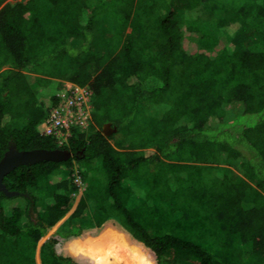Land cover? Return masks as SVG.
Returning <instances> with one entry per match:
<instances>
[{
	"label": "trees",
	"instance_id": "1",
	"mask_svg": "<svg viewBox=\"0 0 264 264\" xmlns=\"http://www.w3.org/2000/svg\"><path fill=\"white\" fill-rule=\"evenodd\" d=\"M63 82L91 122L58 147ZM10 145L72 157L3 178L0 264H264V0H0Z\"/></svg>",
	"mask_w": 264,
	"mask_h": 264
},
{
	"label": "built area",
	"instance_id": "2",
	"mask_svg": "<svg viewBox=\"0 0 264 264\" xmlns=\"http://www.w3.org/2000/svg\"><path fill=\"white\" fill-rule=\"evenodd\" d=\"M91 95L86 86L63 82L56 95V104L37 126L38 133L55 137L58 147L67 145L74 129H86L91 122ZM72 177L78 191H82L84 187L79 176L74 173Z\"/></svg>",
	"mask_w": 264,
	"mask_h": 264
},
{
	"label": "water",
	"instance_id": "3",
	"mask_svg": "<svg viewBox=\"0 0 264 264\" xmlns=\"http://www.w3.org/2000/svg\"><path fill=\"white\" fill-rule=\"evenodd\" d=\"M115 132L108 124L103 126L102 133L104 136H109ZM72 157L68 151L53 150H34L19 152L14 145H10L3 158L0 160V191L7 197L15 196V193H10L6 190L3 184V178L19 166H29L41 162H62Z\"/></svg>",
	"mask_w": 264,
	"mask_h": 264
},
{
	"label": "rangeland",
	"instance_id": "4",
	"mask_svg": "<svg viewBox=\"0 0 264 264\" xmlns=\"http://www.w3.org/2000/svg\"><path fill=\"white\" fill-rule=\"evenodd\" d=\"M27 0H8V2L9 3H16V2H22V3H25ZM101 22H103V21H105V18H103V17H101V20H100ZM127 32H129V30H127ZM126 32V33H127ZM41 77V76H40ZM42 77H44V76H42ZM46 78V77H45ZM30 83H32L33 84V87L37 90V89H40L39 88V84H37L36 85V82L35 81H33V80H31L30 81ZM35 83V84H34ZM58 83V81H56V80H53L52 81V83H51V85L52 86H50V87H48L47 88V93H49V92H51V91H56L57 90V88H56V86H54V84H57ZM45 104V103H44ZM47 105V104H46ZM110 143L112 144V145H114V141L112 140V141H110ZM143 152L146 154V155H148V154H150V153H152V152H154L153 150H151V149H146V150H143ZM233 169V168H232ZM81 191H79L78 192V195H77V197H79V195L81 194L80 193ZM76 199H78V198H76ZM76 204V201L74 202V204H73V207H74V205ZM72 207V208H73Z\"/></svg>",
	"mask_w": 264,
	"mask_h": 264
}]
</instances>
